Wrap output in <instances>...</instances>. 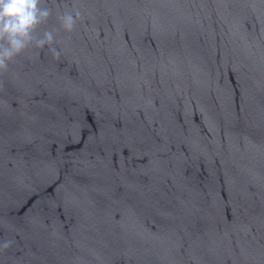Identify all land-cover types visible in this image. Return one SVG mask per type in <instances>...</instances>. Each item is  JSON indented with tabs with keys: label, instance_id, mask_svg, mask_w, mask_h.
<instances>
[{
	"label": "water",
	"instance_id": "water-1",
	"mask_svg": "<svg viewBox=\"0 0 264 264\" xmlns=\"http://www.w3.org/2000/svg\"><path fill=\"white\" fill-rule=\"evenodd\" d=\"M42 6L0 71V264H264V0Z\"/></svg>",
	"mask_w": 264,
	"mask_h": 264
},
{
	"label": "clouds",
	"instance_id": "clouds-1",
	"mask_svg": "<svg viewBox=\"0 0 264 264\" xmlns=\"http://www.w3.org/2000/svg\"><path fill=\"white\" fill-rule=\"evenodd\" d=\"M43 2L44 0H0V71H6L8 62L34 40L40 48L53 43L52 32H45L40 39L34 37L38 27L51 14L47 7L42 6ZM61 21L66 31H71L76 22L71 13L64 14Z\"/></svg>",
	"mask_w": 264,
	"mask_h": 264
}]
</instances>
